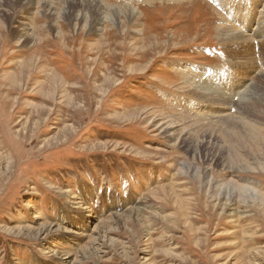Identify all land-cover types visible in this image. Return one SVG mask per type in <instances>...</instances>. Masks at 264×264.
<instances>
[{
	"label": "rangeland",
	"instance_id": "obj_1",
	"mask_svg": "<svg viewBox=\"0 0 264 264\" xmlns=\"http://www.w3.org/2000/svg\"><path fill=\"white\" fill-rule=\"evenodd\" d=\"M220 3L0 0V264H264V0Z\"/></svg>",
	"mask_w": 264,
	"mask_h": 264
},
{
	"label": "bare ground",
	"instance_id": "obj_2",
	"mask_svg": "<svg viewBox=\"0 0 264 264\" xmlns=\"http://www.w3.org/2000/svg\"><path fill=\"white\" fill-rule=\"evenodd\" d=\"M212 1V0H211ZM214 2H220V1H222V0H213ZM225 2H228V4H224V3H220V7L223 9L224 8V10H225V13H226V15L229 17V20L231 21V22H236L237 23V26H239V27H242V29L243 30H245V29H249V26H251V24H252V21L253 22H257V27L255 28V29H253L254 31L256 30V29H261V28H258V26H260V22H258V16H257V13H255L254 11L257 9V7L259 6V0H224ZM261 1V0H260ZM223 5H224V7H223ZM262 7H263V9H264V4H262ZM264 11V10H263ZM257 12V11H256ZM260 13V12H259ZM264 14L262 13L261 14V19H263L262 18V16H263ZM260 17V16H259ZM228 21V20H227ZM224 26V25H223ZM226 26L227 27H221V28H219L218 29V32H219V35L220 36H224V34H227V33H229V39H234V38H236V37H238V36H241L242 34L241 33H239V32H235V31H237V30H235V27H233V26H231L230 24L228 25V24H226ZM227 28H229V29H227ZM235 30V31H234ZM262 30V33L264 34V28L263 29H261ZM257 31V30H256ZM254 33V32H253ZM261 34V32H259L258 33V37H259V35ZM252 36V35H251ZM243 38H244V36H243ZM236 40V39H235ZM237 40H238V38H237ZM237 40H236V42H237ZM234 41V40H233ZM238 44V43H237ZM246 47V46H245ZM249 47H250V44H249V46H248V49H249ZM241 49H243V47L241 48ZM256 51H257V49H256ZM187 69V73L186 74H191L192 76H196V77H198V75H199V77H201V78H204L205 76H208V75H210V76H212V74H211V72L210 71H206V72H203L202 70L203 69H201V73L200 72H197V71H195V70H192V68H190V67H188L187 68V66L186 67H183V71H185ZM243 70H245V68H243ZM248 70V69H247ZM209 76V77H210ZM214 76V75H213ZM212 76V77H213ZM195 79V78H194ZM199 80H200V78H199ZM232 80H234V79H232ZM231 80V81H232ZM203 82H204V80H202ZM209 81V80H208ZM212 82H214V81H212ZM202 83V82H201ZM229 83V82H228ZM232 83V87H235V85L236 84H234L233 82H231ZM209 84H211V83H209ZM204 85H207V84H204ZM244 86V85H243ZM243 86H241V87H243ZM238 87H240V86H238ZM241 87L239 88V89H241ZM210 89V88H209ZM213 89V88H212ZM235 90V89H234ZM204 91H206V90H204ZM208 91V90H207ZM236 91H238V90H236ZM209 92H211V90L209 91ZM200 94H198V96L197 97H199L200 99H205V95H204V93H201V92H199ZM210 95V94H209ZM238 94L236 93V94H234L232 97H229V99L230 98H234L235 96H237ZM207 96L208 95H206V98H207ZM230 96V95H229ZM209 97V96H208ZM242 98V97H241ZM245 98V97H244ZM207 100V99H206ZM201 102H204V100H200ZM230 101V100H229ZM181 102V100L180 99H178V101H177V104L178 103H180ZM182 103V102H181ZM211 102H209L208 104H210ZM212 103H213V101H212ZM211 103V104H212ZM189 105V104H188ZM191 105V104H190ZM198 105V104H197ZM251 105V104H250ZM211 106V105H210ZM181 107V106H180ZM204 108H206V107H204ZM248 108V107H247ZM250 108V107H249ZM187 110H188V108H186ZM202 109V108H201ZM200 110V109H199ZM209 110V109H208ZM193 110H190L189 109V113L190 112H192ZM201 111V110H200ZM192 113H194V115L195 116H200L201 114L200 113H202V112H200L199 114L194 110V112H192ZM208 113V112H207ZM216 114V112L212 109L208 114H206L207 116H213V115H215ZM203 115V114H202ZM205 115V114H204ZM211 120V119H210ZM198 121H200V120H198ZM225 121H229V119H226ZM163 122V121H162ZM232 125H234L235 126V128L238 130V128H239V126L235 123V121H231L230 122ZM157 125V124H156ZM170 125H173V124H170ZM170 125H166V126H158L160 129H162V131L167 135V136H170V137H172L173 136V131H172V133H171V129L173 130V127H170ZM168 126V127H167ZM242 126V125H241ZM233 127V126H232ZM159 129V130H160ZM180 131V130H179ZM179 134V133H178ZM176 135V134H175ZM174 140H178V137H175V138H173ZM186 141L187 140H185L184 142H183V145L184 144H186ZM193 144V143H192ZM188 145V144H187ZM193 147V145H189L187 148H188V150H190V148H192ZM186 166V165H185ZM187 168V167H186ZM166 191V189L165 190H160V192H165ZM173 191H171V193H172ZM159 193V190H158V192L154 195V196H156L157 194ZM159 195V194H158ZM73 198H77L76 196L75 197H73ZM142 208H144V206L142 207ZM141 209V208H140ZM84 210H86V209H84ZM136 212V211H135ZM39 215H40V212L38 213V211L33 215V219H35V220H41V218H39ZM184 215V214H183ZM106 225V224H105ZM40 229V228H39ZM41 230V229H40ZM21 232H23L22 230H21ZM34 232V231H33ZM19 234V233H18ZM35 234V233H34ZM76 234V233H75ZM69 247V246H68ZM55 252V251H54ZM57 256H58V253H55ZM69 254V253H68ZM65 259H68L67 257H65V256H63Z\"/></svg>",
	"mask_w": 264,
	"mask_h": 264
}]
</instances>
